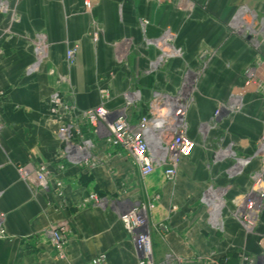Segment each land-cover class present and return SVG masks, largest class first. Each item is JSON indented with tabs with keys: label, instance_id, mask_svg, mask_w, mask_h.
Wrapping results in <instances>:
<instances>
[{
	"label": "crops",
	"instance_id": "0c3cea01",
	"mask_svg": "<svg viewBox=\"0 0 264 264\" xmlns=\"http://www.w3.org/2000/svg\"><path fill=\"white\" fill-rule=\"evenodd\" d=\"M0 12V212L5 214L6 237H0V264H89L104 252L108 264H136L134 245L119 220V210L130 202L152 199L149 211L153 259L168 264L170 255L190 264H239L244 252L263 253L264 206L253 232H246L232 215L234 197L250 186V173L261 160L254 156L264 134L263 94L250 88L242 111L221 113L203 136L199 127L211 120L218 103L245 80L244 69L264 63V32L255 39L235 32L232 18L244 5L260 20L264 0H5ZM147 20L146 24L141 21ZM99 33L92 40L93 27ZM170 29L182 56L150 70L157 49L147 39ZM43 33L47 54L36 71L32 38ZM79 45L73 62L65 58L67 45ZM202 53H205L201 56ZM204 66L187 111V134L194 141L173 181L161 168L141 178L126 151L107 145L103 136L83 126L94 144V165H67L54 161L60 140L57 124L48 112L51 92L72 99L85 109L99 102V87H107L108 108L121 105V93L136 90L139 103L131 117L143 111L154 90L174 94L186 69ZM261 86L264 93V79ZM232 143L238 157H251L243 170L229 176L230 158H215L218 149ZM46 163L63 182L57 197L36 185L34 171ZM28 172L23 177L18 168ZM225 189L221 228L208 222L201 201L208 186ZM89 192L105 199L102 206L83 203ZM174 205L175 208H172ZM67 221L70 233L67 260L57 259L47 227ZM162 223L165 229L158 226Z\"/></svg>",
	"mask_w": 264,
	"mask_h": 264
},
{
	"label": "built area",
	"instance_id": "2783aa9c",
	"mask_svg": "<svg viewBox=\"0 0 264 264\" xmlns=\"http://www.w3.org/2000/svg\"><path fill=\"white\" fill-rule=\"evenodd\" d=\"M87 2V0H84ZM8 9L5 0H0V12ZM249 20H248V19ZM144 25L147 20L143 19ZM232 27L235 32L255 39L264 32V18L258 20L255 15L244 5L238 7L232 18ZM93 27L92 40L97 39L98 29ZM147 44L157 49L156 56L149 61V69H158L172 58L182 56L181 47L173 43V33L165 29L156 38L147 39ZM34 62L28 67L27 72L36 71L47 54L48 43L43 33H36L32 38ZM79 45L72 43L67 45L65 58L70 65ZM205 53H202L203 56ZM204 66L196 70L186 69L183 78L174 94L154 90L151 98L145 105L143 111L131 117L129 110L137 107L139 96L136 90H125L121 93L122 103L119 107L111 109L106 106L111 95L107 87H99V102L92 107L80 109L70 99L61 97L58 91L51 92L48 100L49 115L57 124L56 135L60 140V147L57 150L54 161L57 163L58 171H63L67 165L93 166L94 144L83 131V126L90 127L92 133L103 136L107 145L117 146L126 151L133 164L137 167L141 178L150 175L156 168H161L164 177L173 181L180 160L190 155L194 141L187 134V111L192 101L193 89L198 81L200 72ZM188 72V75H187ZM190 72V74H189ZM245 80L243 84L230 91L225 102L218 103L211 120L199 127V133L203 136L209 128L216 125V121L224 111L226 114H235L242 111L243 96L250 88L264 95L261 86L264 79V63L248 66L244 69ZM264 113V96L263 107ZM232 143L218 149L214 153L215 158L223 157L232 159L227 167L229 176L239 174L250 162L251 157H238L231 148ZM254 156L261 160L260 166L250 173V186L240 196L231 200L233 204L232 215L239 221L246 232H253L257 215L264 206V134L260 135L256 142ZM23 177L28 172L18 168ZM36 185L48 189L52 184L53 193L57 197L63 195V182L60 177H55L48 169L46 163H38L35 171ZM225 189L208 186L203 191L201 201L205 204L208 222L215 228H221V210L225 206ZM159 196L156 194L149 200L134 201L119 210V220L124 230L131 239L137 254L136 264H156L153 259V246L148 221L149 211L154 207ZM83 203H91L102 206L105 199L99 197L95 192H89L82 199ZM172 208H175L172 205ZM5 214L0 212V237H6L3 226ZM159 227L165 229L162 223ZM67 221L59 220L49 223L47 234L49 243L55 251L57 259L67 260L65 246L70 233ZM264 248V241H263ZM239 264H264L263 253L254 258L244 252L239 254ZM89 264H108L106 254L101 252L93 256ZM168 264H190L180 256L170 255Z\"/></svg>",
	"mask_w": 264,
	"mask_h": 264
},
{
	"label": "rangeland",
	"instance_id": "374dc122",
	"mask_svg": "<svg viewBox=\"0 0 264 264\" xmlns=\"http://www.w3.org/2000/svg\"><path fill=\"white\" fill-rule=\"evenodd\" d=\"M248 19V18H247ZM249 20V19H248ZM192 69H190L189 68V71H191ZM203 71V70H202ZM202 71L200 72V74H199V76H198V79H199V77H200V75H201V73H202ZM189 74H190V72H189ZM187 75H188V72H187ZM197 84V83H196ZM196 84H195V86H194V89H195V87H196ZM194 89H193V92H194ZM222 148H223V146H222ZM232 148V147H231ZM224 197V196H223ZM225 200H226V198H225Z\"/></svg>",
	"mask_w": 264,
	"mask_h": 264
}]
</instances>
